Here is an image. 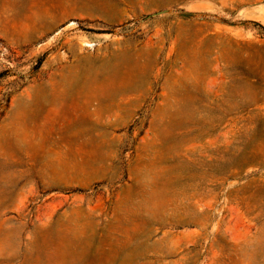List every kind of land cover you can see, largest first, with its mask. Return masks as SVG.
<instances>
[{"label": "rangeland", "instance_id": "1", "mask_svg": "<svg viewBox=\"0 0 264 264\" xmlns=\"http://www.w3.org/2000/svg\"><path fill=\"white\" fill-rule=\"evenodd\" d=\"M0 264H264V0H0Z\"/></svg>", "mask_w": 264, "mask_h": 264}, {"label": "bare ground", "instance_id": "2", "mask_svg": "<svg viewBox=\"0 0 264 264\" xmlns=\"http://www.w3.org/2000/svg\"><path fill=\"white\" fill-rule=\"evenodd\" d=\"M64 80H65V83H67L68 85L70 84L69 83V80H70V78L69 77H64ZM62 81V80H61ZM52 89V92H53V95H58V94H61V93H59L58 91L60 90V88H57V87H52L51 88ZM66 90V89H65ZM64 91V90H63ZM66 94V93H65Z\"/></svg>", "mask_w": 264, "mask_h": 264}]
</instances>
